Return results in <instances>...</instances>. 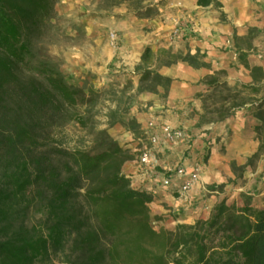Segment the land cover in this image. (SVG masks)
Wrapping results in <instances>:
<instances>
[{
	"label": "trees",
	"instance_id": "16d2710c",
	"mask_svg": "<svg viewBox=\"0 0 264 264\" xmlns=\"http://www.w3.org/2000/svg\"><path fill=\"white\" fill-rule=\"evenodd\" d=\"M58 2L0 0V264H264V205L245 192L244 203L223 197L194 222L155 224L165 216L151 213L154 193L132 184L123 166L134 153L109 130L121 123L145 135L135 116L125 117L129 105H109L107 125L92 124L88 144H64L57 128L72 120L88 125L104 88L68 80L48 51ZM105 2L98 8L125 3L151 16L144 10H152L150 0ZM258 30L252 25L245 34L234 32L248 66ZM205 56L200 48L155 51L147 45L134 70L137 92L161 85L166 94L173 77L160 72V64L211 66ZM251 75V81L230 83L226 70L216 69L201 79L208 90L199 95L200 123L247 106L261 119L254 126V162L264 154V66Z\"/></svg>",
	"mask_w": 264,
	"mask_h": 264
},
{
	"label": "crops",
	"instance_id": "0c3cea01",
	"mask_svg": "<svg viewBox=\"0 0 264 264\" xmlns=\"http://www.w3.org/2000/svg\"><path fill=\"white\" fill-rule=\"evenodd\" d=\"M87 4L88 0H59L57 8L71 14L78 23L87 24L89 32H95L96 24L106 30H117L120 46L114 51L108 38L105 42L109 45L108 55L101 61L96 53L87 59L83 49L76 47L72 53L77 63L72 67L76 68L71 75L74 81L79 80L80 72L92 68L100 83L107 82L112 72L109 62L114 64V70L134 71L147 45L155 51L163 47H172L173 51L200 48L211 63V66L199 67L184 60L160 64L159 71L173 77L169 91L164 94V88L159 86V91L139 93L129 116H135L143 128L153 119L158 125L169 123L186 131L184 139L166 142L149 163L139 162L142 148L149 143L146 134L136 136L124 125L116 128L121 131L117 134L121 144L134 151L123 166L132 184L154 193L152 215H164L159 219L161 224L174 228L178 222H194L200 216H207L214 203L223 197L244 203L245 192L253 197L254 203L264 205V154L249 162L259 146L254 126L261 119L247 106L224 119L200 123L203 105L199 95L208 90L201 79L216 69H225L229 82L235 83L251 81V72L256 66H264V56L256 53L264 45V0H212L208 3L166 0L159 3L160 12L155 16L126 11L119 18L100 16L99 19L97 11L89 9ZM252 25L257 26L259 32L254 38L256 47L247 56L248 66L241 60L234 32L245 34ZM198 160H202L201 180L192 183L185 194L162 182L166 174L172 175L176 183L184 181L187 175L175 173L173 168L181 162L191 165ZM219 183L224 185L210 188L211 184Z\"/></svg>",
	"mask_w": 264,
	"mask_h": 264
},
{
	"label": "rangeland",
	"instance_id": "374dc122",
	"mask_svg": "<svg viewBox=\"0 0 264 264\" xmlns=\"http://www.w3.org/2000/svg\"><path fill=\"white\" fill-rule=\"evenodd\" d=\"M150 1L152 10H144L146 12L149 11L152 16L158 15L160 12L159 3H164L166 0ZM105 3V0H88L87 6L89 9L92 8L97 11L98 15H96V18L98 19L100 16H114L119 18L121 15L125 14L126 11H132L125 3L110 8H98L99 5L104 6ZM51 21L54 26L50 32L47 49L61 62V66L65 71L68 80L80 84H83L88 80L89 82H94L96 86L104 88V98L94 110L93 116L91 115L90 118H88V125L72 120L71 122L57 128L58 135L64 141V144L68 146L88 144L92 137L89 130L92 124H96L98 127L107 125L106 111L108 110L109 105H115L117 102H120L122 108L129 105L131 109V107L135 106L137 97L140 93L137 92L140 75L132 70H114V64L109 62V67L112 72L107 82L100 83L97 72L93 71L92 68L88 71L80 72L79 80L74 81V78H72L71 75H74L76 68L72 67H75L77 63L72 56L73 51H76V47L80 46L87 59L92 53H96L98 56H101L98 60H103L102 57L108 55V44L105 45V42H108L109 30L96 24L97 28L95 32H89L86 28L87 24L78 23L71 14H68L65 11L63 12L60 9H58V15L52 18ZM111 48L116 51V48ZM163 91L162 93H164ZM129 111L125 113V117H130ZM120 125L123 124L116 123L109 127L110 132L116 138L117 134L121 132L120 130H116ZM140 136L143 137L144 134L141 133ZM161 223V221L155 220V224L158 227L162 225Z\"/></svg>",
	"mask_w": 264,
	"mask_h": 264
},
{
	"label": "built area",
	"instance_id": "2783aa9c",
	"mask_svg": "<svg viewBox=\"0 0 264 264\" xmlns=\"http://www.w3.org/2000/svg\"><path fill=\"white\" fill-rule=\"evenodd\" d=\"M175 31L177 32L178 29ZM108 38L110 44L114 48L117 49L120 46V36L117 30L110 29L108 32ZM256 53L258 56H264V45H262ZM143 129L149 139V143L141 150L139 157L140 164L149 163L156 152L163 149L166 142H177L186 137V131L183 127H174L169 123L158 125L153 119L149 120ZM202 156L205 157V155ZM201 170L202 160H198L191 165L181 162L175 165L173 171L175 173L185 174L187 175V178L180 183H176L173 181L172 175L166 174L164 175L162 182L165 185L177 188L180 193L185 194L191 187L192 183L201 180Z\"/></svg>",
	"mask_w": 264,
	"mask_h": 264
}]
</instances>
